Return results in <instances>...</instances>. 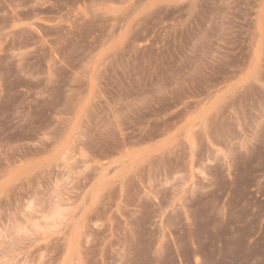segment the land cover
<instances>
[{"label":"rangeland","instance_id":"rangeland-1","mask_svg":"<svg viewBox=\"0 0 264 264\" xmlns=\"http://www.w3.org/2000/svg\"><path fill=\"white\" fill-rule=\"evenodd\" d=\"M0 264H264V0H0Z\"/></svg>","mask_w":264,"mask_h":264}]
</instances>
